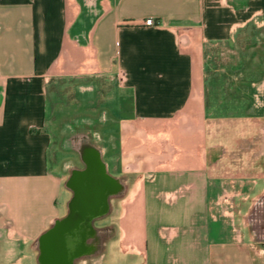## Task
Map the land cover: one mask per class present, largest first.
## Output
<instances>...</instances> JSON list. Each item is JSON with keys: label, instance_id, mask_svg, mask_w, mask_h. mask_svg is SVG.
<instances>
[{"label": "crops", "instance_id": "crops-1", "mask_svg": "<svg viewBox=\"0 0 264 264\" xmlns=\"http://www.w3.org/2000/svg\"><path fill=\"white\" fill-rule=\"evenodd\" d=\"M245 49L262 65L236 79L253 118L225 137L203 114L206 67ZM88 152L114 188L72 264H219L229 242L264 255V0H0V264H40ZM220 177L239 180L226 203ZM220 219L235 238L214 242Z\"/></svg>", "mask_w": 264, "mask_h": 264}, {"label": "rangeland", "instance_id": "rangeland-1", "mask_svg": "<svg viewBox=\"0 0 264 264\" xmlns=\"http://www.w3.org/2000/svg\"><path fill=\"white\" fill-rule=\"evenodd\" d=\"M244 53L242 56H244L245 63L244 64H230V65H207L206 70L209 72L210 76H208L206 81V90H205V98H204V104H205V114L207 119H211L214 123H221L223 127V135L233 137L235 136V132L237 131L236 128L230 127L231 125H235L236 122L244 121L247 123L251 122L253 118V110L250 105V101L248 97L245 95L238 93L236 91V87L238 85L237 76L242 73V76L248 75L252 76V72L256 71V68L262 67L261 64L258 63V61H254L252 59H248V51L243 50ZM246 57V58H245ZM249 72V73H248ZM239 77V76H238ZM65 80V79H63ZM60 79H57V82H59ZM62 81V80H61ZM63 103L66 102L64 97L58 92H54L50 94L49 96V103L51 106H54L56 103ZM226 123H228L229 128L226 127ZM220 124V125H221ZM220 130V129H219ZM214 137L217 139L220 136L218 129L214 128ZM213 162L217 164V160H219L222 156L220 155V147H214L213 149ZM227 155L225 158H228V160L225 159V162L223 163V166L228 165L229 167H232V165H237V160L233 159L235 156L234 151H230L229 153H226ZM219 166V165H218ZM222 167V165H220ZM225 168V167H224ZM223 169V168H222ZM234 169V168H233ZM235 173H237L235 171ZM235 175V174H234ZM233 175V176H234ZM232 175L230 177H233ZM245 181V180H244ZM242 181V182H244ZM214 183L216 186H219L223 190L222 194H225L223 197V203H226L230 196H227L229 192L232 191H238V188L236 185H238L239 180L233 179V178H216L214 180ZM220 193H218L219 195ZM77 194L72 195L71 199L73 200V203L77 200ZM221 202V203H222ZM222 203V204H223ZM226 208H224L225 210ZM230 210V208H228ZM231 213V212H230ZM229 215L227 212L225 214H221L222 219H225L229 221ZM219 218V217H218ZM237 231L235 229H232V226L230 228L229 234L235 238ZM234 240V239H233ZM235 241V240H234ZM246 242V241H245ZM222 245V244H221ZM232 247V251H226V254L223 257H220V255L217 254V251L225 249V247H213V252L216 253V260L219 264H264V255L259 254L258 252L254 251L247 242L242 244H239L238 246H229ZM224 251V250H223ZM230 252V253H229Z\"/></svg>", "mask_w": 264, "mask_h": 264}, {"label": "water", "instance_id": "water-1", "mask_svg": "<svg viewBox=\"0 0 264 264\" xmlns=\"http://www.w3.org/2000/svg\"><path fill=\"white\" fill-rule=\"evenodd\" d=\"M87 157V167L70 180L76 202L71 199L67 215L40 237V264H72L91 230L89 222L102 214L105 197L114 188L96 156L88 152Z\"/></svg>", "mask_w": 264, "mask_h": 264}, {"label": "trees", "instance_id": "trees-1", "mask_svg": "<svg viewBox=\"0 0 264 264\" xmlns=\"http://www.w3.org/2000/svg\"><path fill=\"white\" fill-rule=\"evenodd\" d=\"M212 228H213V236H214V239L215 241L214 242H220L221 240L224 239V235L229 234L230 232V226L228 224H225L223 220H218L216 222L213 223L212 225ZM219 235H223L221 236V239L219 238ZM227 246H235L236 247V244H232V242H229L228 244H226ZM219 246V245H218Z\"/></svg>", "mask_w": 264, "mask_h": 264}, {"label": "built area", "instance_id": "built-area-1", "mask_svg": "<svg viewBox=\"0 0 264 264\" xmlns=\"http://www.w3.org/2000/svg\"><path fill=\"white\" fill-rule=\"evenodd\" d=\"M143 24L146 26H152V25H156V22L154 21L152 17H148L143 20Z\"/></svg>", "mask_w": 264, "mask_h": 264}, {"label": "flooded vegetation", "instance_id": "flooded-vegetation-1", "mask_svg": "<svg viewBox=\"0 0 264 264\" xmlns=\"http://www.w3.org/2000/svg\"><path fill=\"white\" fill-rule=\"evenodd\" d=\"M72 195H74V190H73V194ZM108 201H109V197L106 195V197H105V208L102 210V214L105 212V210H106V206H107V204H108ZM101 214V213H100Z\"/></svg>", "mask_w": 264, "mask_h": 264}]
</instances>
